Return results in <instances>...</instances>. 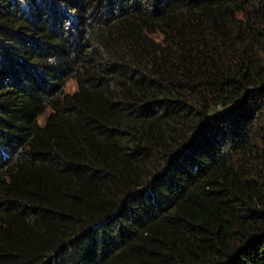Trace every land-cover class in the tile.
I'll list each match as a JSON object with an SVG mask.
<instances>
[{"label": "trees", "instance_id": "16d2710c", "mask_svg": "<svg viewBox=\"0 0 264 264\" xmlns=\"http://www.w3.org/2000/svg\"><path fill=\"white\" fill-rule=\"evenodd\" d=\"M106 3L0 0V264H264V0Z\"/></svg>", "mask_w": 264, "mask_h": 264}, {"label": "rangeland", "instance_id": "374dc122", "mask_svg": "<svg viewBox=\"0 0 264 264\" xmlns=\"http://www.w3.org/2000/svg\"><path fill=\"white\" fill-rule=\"evenodd\" d=\"M63 17H64V16H62V18H63ZM67 25H68V22H66V25H65V23H64L63 28H64L65 32H66V30H67V28H66ZM66 37H67V35H66ZM74 89H75V83H74L72 80L67 81L66 84H65V91H67V92H72Z\"/></svg>", "mask_w": 264, "mask_h": 264}, {"label": "clouds", "instance_id": "9594fccd", "mask_svg": "<svg viewBox=\"0 0 264 264\" xmlns=\"http://www.w3.org/2000/svg\"><path fill=\"white\" fill-rule=\"evenodd\" d=\"M99 1H101V6H99V7H97V9L95 10V12H98V11H100V9L105 5V4H107L106 3V0H99ZM111 4V3H110ZM73 81V80H72ZM74 82V81H73ZM75 83V82H74Z\"/></svg>", "mask_w": 264, "mask_h": 264}]
</instances>
